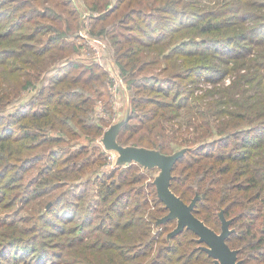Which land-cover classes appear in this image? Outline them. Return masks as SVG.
Returning a JSON list of instances; mask_svg holds the SVG:
<instances>
[{"label": "trees", "instance_id": "trees-1", "mask_svg": "<svg viewBox=\"0 0 264 264\" xmlns=\"http://www.w3.org/2000/svg\"><path fill=\"white\" fill-rule=\"evenodd\" d=\"M82 30L130 95L119 143L191 148L172 190L217 232L224 210L230 247L264 264V0H0V264H213L157 225L152 170L107 171L114 79L76 59Z\"/></svg>", "mask_w": 264, "mask_h": 264}, {"label": "water", "instance_id": "water-1", "mask_svg": "<svg viewBox=\"0 0 264 264\" xmlns=\"http://www.w3.org/2000/svg\"><path fill=\"white\" fill-rule=\"evenodd\" d=\"M130 106L126 115L107 129L101 139L106 151L115 152L117 158L116 167H126L138 164L146 170H159L154 179L158 198L164 203L168 213L158 219L157 225L168 221H176V227L167 235L171 240L185 230L193 232L197 236V242L201 250L212 258L213 264H243L239 259L240 251L233 249L228 244L230 235L234 233L231 228L232 220L226 218L224 210L219 212L221 231L209 227L203 220L195 215V208L200 196H196L190 203H186L171 188L173 171L176 164L191 148H182L171 154H164L160 150L140 146H123L118 137L122 127L129 121Z\"/></svg>", "mask_w": 264, "mask_h": 264}, {"label": "rangeland", "instance_id": "rangeland-1", "mask_svg": "<svg viewBox=\"0 0 264 264\" xmlns=\"http://www.w3.org/2000/svg\"><path fill=\"white\" fill-rule=\"evenodd\" d=\"M80 35L82 39H74L76 43H78V46L83 45L81 47V50L77 53L76 59L82 60L84 62L95 61L96 63H100L107 70H109L110 75L114 79V84L109 88V95L112 100L111 110L108 113L101 114V116L104 117L105 120L109 123L108 127L106 128L107 130L111 125L118 122L126 115L129 106L130 95L126 88V85H124L123 81L119 77L118 69L114 62V55L112 53L114 48L108 43L106 39L103 41L99 39H91L89 34H87V31L85 30H82V32H80ZM31 96L32 93L27 92L24 95L22 102H25ZM103 101L105 100L102 99L100 104L104 103ZM100 104L98 106V110L101 113L102 107L100 106ZM101 139L97 141V144L102 150L101 152L103 153V155L108 156V160L106 162V164L108 163L107 171H111L115 169L117 154L115 152L106 151L101 142ZM158 173L159 170L157 169L146 172V177L148 178L147 181H152L154 183V179Z\"/></svg>", "mask_w": 264, "mask_h": 264}, {"label": "crops", "instance_id": "crops-1", "mask_svg": "<svg viewBox=\"0 0 264 264\" xmlns=\"http://www.w3.org/2000/svg\"><path fill=\"white\" fill-rule=\"evenodd\" d=\"M87 23H88V21H87Z\"/></svg>", "mask_w": 264, "mask_h": 264}]
</instances>
